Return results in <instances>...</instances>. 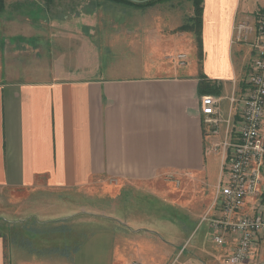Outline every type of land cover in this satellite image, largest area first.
<instances>
[{"label": "crops", "instance_id": "1", "mask_svg": "<svg viewBox=\"0 0 264 264\" xmlns=\"http://www.w3.org/2000/svg\"><path fill=\"white\" fill-rule=\"evenodd\" d=\"M184 1L182 6L131 7L125 21L130 30L110 35L108 40L121 42L107 46L134 54L113 63L109 54L100 57L81 43L72 67L61 69L56 63L54 68L75 76L57 79L47 74L33 78L32 59L21 63L35 53L46 55L47 37L43 40L44 32L25 41L19 37L16 17H6L3 0L0 193L18 214L12 222L27 217L38 221L36 215L54 204L77 211L40 217L38 225L61 235L64 244L36 249L0 237V264H174L188 238L182 234L190 230L183 222L191 225L208 212L219 214L209 211L217 184L212 193L199 196L176 198L170 190L200 183L209 158H219L220 173V156L213 147L223 140V132L205 134L201 98H221L226 117L227 97L243 88L252 59L249 43L232 44L233 26L252 22L256 10L264 13V0H202L200 55L195 33L181 30L192 25L193 16L191 1ZM149 42L171 43L173 54L150 59L143 52ZM179 55L186 56L184 65ZM39 64L38 71L51 70L43 67L46 61ZM207 83L214 91H201ZM66 223L82 228L73 226L70 232ZM69 234L77 238L76 245L65 243ZM196 246L185 263L189 255L203 254ZM232 247L219 248L212 264H226ZM248 263L264 264L259 245Z\"/></svg>", "mask_w": 264, "mask_h": 264}, {"label": "rangeland", "instance_id": "2", "mask_svg": "<svg viewBox=\"0 0 264 264\" xmlns=\"http://www.w3.org/2000/svg\"><path fill=\"white\" fill-rule=\"evenodd\" d=\"M130 1L134 3H144L143 1L145 0ZM6 2V17H9L10 21L16 17L13 21L16 23V27H18L17 35L19 37L23 40L24 37H39L43 32L45 35L43 40L47 37L48 49L46 55L44 54L43 56L35 53L34 56H26L23 57L24 61L21 60L22 64H26L29 59H32L31 61H33L32 64L34 69L37 71V73L34 72L33 78H38V75L42 77L44 74L57 79L75 76V73L73 72H64L60 70L55 72L57 67L56 63H58V67L61 69L72 67L79 57L77 53H81L77 46L81 43H85V48L86 45L87 47L90 45L92 47L91 50L99 54L100 57L107 58V55L109 54L108 57L113 63L120 61L121 58H126L122 57V55L126 56L134 54V52L129 49H124L122 52L121 50L112 49L110 45L107 46L109 43L115 45L121 41L114 39L108 40L107 38H112L111 36H114L113 33L119 35L121 32L130 30L129 24H126L125 21L133 13L132 9L135 8V6L115 2L113 0H6ZM178 2L181 6L185 4V1L181 0H164L157 4L163 7L164 5ZM183 11L185 12L184 9ZM256 11L260 12V10ZM1 15L5 14L2 13ZM10 15H12L13 18H11ZM5 46L7 47L8 44L5 43ZM149 47V49L147 48L143 50V52H146V56H149V58L153 60L162 58V55L173 54L172 51L174 50L173 45L168 42L161 44V46H157L152 42L149 44ZM40 61L47 62V64H44L43 66L46 67V69L47 67L51 70L55 69L52 71L48 70L49 72L38 71L40 68L39 66H41L39 64ZM94 75L103 76L105 73L97 72L94 73ZM207 161L208 164L206 165L202 176L199 178L200 183H196L190 188L182 187L180 188V191H173V189L170 190L172 193H176L174 194L176 198L183 195H190L189 193H196L199 196L204 193L210 194L213 192V187L216 186L220 174L219 158L215 156V158H209ZM172 193H170L171 196ZM5 200H7L5 194L3 195L0 193V222L12 223L10 228H7L5 231L4 239L6 242H12L15 244L26 242L28 245V243H30L31 247H36V249H40L45 243L47 244L46 246L53 247L54 245H61L63 242V240L60 239L62 237L61 235L49 234L52 230L48 231L47 228H42L38 225L39 221L42 220L40 217L51 219L53 216L71 214L72 212L77 211L75 207H68L62 204L54 206V204V207H44L43 215H36L38 221L34 217H27L17 222H12V220H15L18 217V214L14 208L6 203ZM87 209L88 210L86 211H90V208ZM36 210L38 211V208ZM180 224L182 223L180 222ZM207 225L206 222L198 223V220L191 225L183 222V226L185 228L189 227L190 230L187 232V235L182 234L183 237L188 236V238L186 237L185 241H183L184 243L186 242L185 244L183 243L185 245L183 250L181 252V249L178 250V253L180 252V254L177 256L174 264H212L211 260H216L221 249L216 247L213 243L212 235L208 232ZM73 226L78 230L82 228V226L76 224H67V227H69L68 231H73ZM36 231H38V233ZM76 240L77 238L72 234L67 235L64 239L65 243H69V245H76ZM195 246L202 249L203 254L199 255L196 253L192 257L189 255V258H187L189 259V263H185L186 254L190 251L194 252L193 250L195 249ZM259 259L264 263L263 241L261 245H259Z\"/></svg>", "mask_w": 264, "mask_h": 264}, {"label": "built area", "instance_id": "3", "mask_svg": "<svg viewBox=\"0 0 264 264\" xmlns=\"http://www.w3.org/2000/svg\"><path fill=\"white\" fill-rule=\"evenodd\" d=\"M231 40L249 43L252 59L243 88L227 97L226 117L219 107L221 98H201L205 134L217 137L223 132V140L213 147L221 165L209 209L219 214L208 212L200 222L208 223L216 247L233 244L226 264H246L264 242V13H256L252 22L236 23ZM185 59L177 57L180 65Z\"/></svg>", "mask_w": 264, "mask_h": 264}, {"label": "trees", "instance_id": "4", "mask_svg": "<svg viewBox=\"0 0 264 264\" xmlns=\"http://www.w3.org/2000/svg\"><path fill=\"white\" fill-rule=\"evenodd\" d=\"M113 1L119 2V3L121 2V3L128 4V5L135 6V7H146V6L149 7V6L155 5L157 3H161L164 0H151L148 2H144V3H134L130 0H113ZM137 1H143V0H137ZM181 1H184V0H181ZM189 1H191L192 8H193V16L189 19V22H191L192 25L191 26L185 25L182 27L181 30H187L188 29V30L193 31L195 33L198 55H200V52H201V39H200L201 38L200 37L201 14L200 13L202 12V0H189ZM2 4H3V0H0V7L3 6ZM203 87L205 89L201 87V91H203V90L211 91L214 89V88L212 89L213 86H211V85L209 86V83H207ZM11 225H12V223L0 222V237L1 238H5L4 233L7 230V228H10ZM36 232L38 233V231H36Z\"/></svg>", "mask_w": 264, "mask_h": 264}, {"label": "water", "instance_id": "5", "mask_svg": "<svg viewBox=\"0 0 264 264\" xmlns=\"http://www.w3.org/2000/svg\"><path fill=\"white\" fill-rule=\"evenodd\" d=\"M146 2H148V1H151V0H145ZM145 1H143V2H145Z\"/></svg>", "mask_w": 264, "mask_h": 264}]
</instances>
